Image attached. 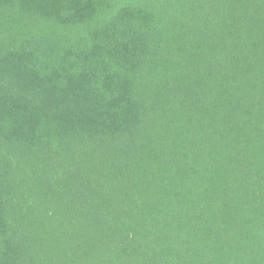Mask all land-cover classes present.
Returning <instances> with one entry per match:
<instances>
[{
    "label": "trees",
    "instance_id": "16d2710c",
    "mask_svg": "<svg viewBox=\"0 0 264 264\" xmlns=\"http://www.w3.org/2000/svg\"><path fill=\"white\" fill-rule=\"evenodd\" d=\"M0 264H264V0H0Z\"/></svg>",
    "mask_w": 264,
    "mask_h": 264
}]
</instances>
